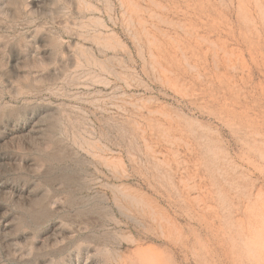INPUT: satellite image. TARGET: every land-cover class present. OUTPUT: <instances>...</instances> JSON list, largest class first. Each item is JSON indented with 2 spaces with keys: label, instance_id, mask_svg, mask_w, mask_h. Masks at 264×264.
Instances as JSON below:
<instances>
[{
  "label": "rangeland",
  "instance_id": "374dc122",
  "mask_svg": "<svg viewBox=\"0 0 264 264\" xmlns=\"http://www.w3.org/2000/svg\"><path fill=\"white\" fill-rule=\"evenodd\" d=\"M0 264H264V0H0Z\"/></svg>",
  "mask_w": 264,
  "mask_h": 264
}]
</instances>
